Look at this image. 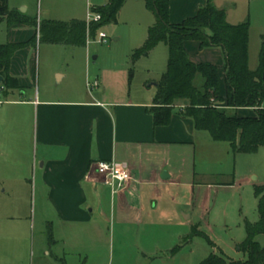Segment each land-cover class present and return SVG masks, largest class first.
<instances>
[{"label": "crops", "instance_id": "1", "mask_svg": "<svg viewBox=\"0 0 264 264\" xmlns=\"http://www.w3.org/2000/svg\"><path fill=\"white\" fill-rule=\"evenodd\" d=\"M131 2L127 0L120 12ZM134 2L142 6L141 1ZM206 2L171 0L170 22L179 24L195 16ZM213 2L217 8L225 10L229 23H250V67L255 24L252 0ZM88 14L85 19L72 18L70 21H87ZM41 21L36 20V26L16 24L9 27L8 42H27L34 36L37 40L19 50L12 59L11 74L19 79L23 89L6 93L2 88L0 91L1 96L6 93L12 97L4 102L16 126L14 137L24 136L25 120L31 119L33 123V131L29 130L31 135L27 133L32 142L30 153L35 152L32 162L39 166L35 180L46 207L45 221L51 228L44 244V264H53L52 261L69 264L66 251L69 246L75 258L70 264H89L91 257L99 259L95 260L99 263L102 256L106 257V251L100 249L114 241L115 227L120 233L133 237L138 255L144 257L151 254L150 241L158 246L160 240L167 238L172 258L191 242L193 226L198 225L204 231L212 226L211 218L217 210L224 214L232 211L238 190L264 185L257 166L245 155L248 153H235L229 142L217 141L209 131L198 130L194 119L185 115V103L174 107L168 124L155 125L151 108L157 90L149 89L151 86L157 88L164 72L159 78L151 79V86H147L146 80L133 90L132 79L127 85L125 76L112 68L92 72L87 52L85 66L73 64L64 70L58 68L54 71L58 85L48 81L43 89L39 84V91L34 92L37 55L32 47L40 42ZM263 36L264 26L259 32L261 43ZM139 39L135 38L137 43L132 44L131 51L146 41L138 42ZM185 47L193 62L212 63L218 67L220 91L226 97V59L222 48H203L198 40H187ZM159 51L169 57L165 42L159 43L146 57ZM152 69L153 66L147 68L148 72ZM91 78L98 82L97 87H89ZM62 84L65 86L60 87ZM237 114L239 117L257 115L253 107L238 108ZM99 161L122 164L130 170L131 179L123 188L114 191L98 173ZM212 242V252L218 254L219 248ZM242 242L234 244L239 255L243 253L239 248ZM175 248L178 252H173ZM222 255L228 261H237L226 253Z\"/></svg>", "mask_w": 264, "mask_h": 264}, {"label": "rangeland", "instance_id": "2", "mask_svg": "<svg viewBox=\"0 0 264 264\" xmlns=\"http://www.w3.org/2000/svg\"><path fill=\"white\" fill-rule=\"evenodd\" d=\"M132 1L123 12H119L117 23L103 25L96 38H90L85 47L44 42L33 46L32 51L37 55L33 91H39V84L43 89L48 81L58 85V77L54 75L58 68L64 70L73 64L85 66L87 52L92 72L112 68L125 76L127 85L132 79L133 90L146 80L147 86H151V79L159 78L160 74L166 71L168 54L161 55L159 51L133 63L134 50L131 51V46L137 43L135 38L140 37L141 41L139 39L138 42L143 43L150 24H153L157 17L145 6L144 0H138L142 6H139V2ZM108 2L109 0H9V8L24 12L38 22L43 19L68 22L72 18L85 19L94 5ZM252 7L255 24L251 35L250 67L256 69L261 47L259 32L260 27L264 26V0H252ZM9 27L6 19L0 20V44L8 42ZM99 32L107 35L105 42L99 41ZM150 66H153V69L148 72L147 68ZM89 81L94 82L92 78ZM64 86L65 84H62L60 87ZM149 90L156 91L157 88L151 86ZM11 98L6 93L0 97L3 104L5 103L0 106V264H44V244L50 237L51 228L45 221L46 207L40 198L39 185L35 180L39 166H34L32 162L35 152L30 153L32 142H29L27 133L31 135L33 123L31 119L25 120L22 125L24 136L14 137L16 126L8 114L9 106L4 102L5 99ZM262 104L264 106V100ZM245 155L252 159L258 168L259 176L264 180V147L254 154ZM227 202L229 203L228 200ZM233 204L232 211L227 214L217 210L211 218L212 226L204 231L211 241L217 244L218 254L226 253L236 260H244L247 256L243 253L239 255L234 244L236 241H244L246 221L254 223L259 219L258 198L254 186H245L244 189L238 190ZM50 217L54 218L52 214ZM257 239L261 246H264V233ZM152 244L150 241L148 247L151 254L148 257L140 256L133 237L122 231L120 233L118 227H115L114 241L108 244V247L100 249L102 252L106 251V257L102 256L99 263L95 261L97 258L91 257L89 264H201L207 254L213 251L212 245L203 236L192 237L191 242L177 251L178 253L175 252L176 255L172 258L169 257L168 250L171 245L167 238L160 240L158 246ZM66 251L69 252L67 260L70 264L75 259L71 254L73 249L69 246Z\"/></svg>", "mask_w": 264, "mask_h": 264}, {"label": "trees", "instance_id": "3", "mask_svg": "<svg viewBox=\"0 0 264 264\" xmlns=\"http://www.w3.org/2000/svg\"><path fill=\"white\" fill-rule=\"evenodd\" d=\"M126 1L109 0L104 5L93 6L91 11L102 15L98 22L42 20L39 40L49 44L85 47L89 38H96L103 25L118 22L119 12ZM170 1L144 0L157 20L149 28L144 44L132 53L135 63L161 42L169 47L167 70L157 82L154 106L151 108L155 125L168 124L174 107L183 102L186 104L185 115L194 119L198 130L209 131L217 141L229 142L235 153L257 152L264 146V36L258 67L252 70L249 67V22L229 23L225 10L217 8L213 0H207L195 16L173 24L169 19ZM2 19H6L9 26L37 25L36 20L11 10L8 0H0ZM36 40L37 36H34L27 42L0 44V75L3 76L0 89L3 88L4 92L23 89L19 79L11 74L12 59L19 50L35 44ZM187 40H198L203 48H222L226 59V97L220 91L218 67L212 63L193 62L185 47ZM242 107L256 108L257 115L239 117L237 109ZM254 190L258 198L259 219L254 223L246 222V238L239 244L246 259L228 261L224 255L212 252L202 264H264V246L257 239L264 233V185H255ZM195 236H203L210 245H214L198 225L193 226L191 232V238ZM177 250L175 248L173 252Z\"/></svg>", "mask_w": 264, "mask_h": 264}, {"label": "built area", "instance_id": "4", "mask_svg": "<svg viewBox=\"0 0 264 264\" xmlns=\"http://www.w3.org/2000/svg\"><path fill=\"white\" fill-rule=\"evenodd\" d=\"M102 18L100 13H95L90 10L88 14L87 22H98ZM99 41L105 42L107 35L104 32H99ZM90 88L98 86V82L88 84ZM2 91H0V96ZM2 101L0 100V105ZM96 169L100 175L104 177L105 184L109 185L114 191L123 188L131 179L130 170L116 161H99L96 165Z\"/></svg>", "mask_w": 264, "mask_h": 264}, {"label": "water", "instance_id": "5", "mask_svg": "<svg viewBox=\"0 0 264 264\" xmlns=\"http://www.w3.org/2000/svg\"><path fill=\"white\" fill-rule=\"evenodd\" d=\"M2 81H3V76L0 75V84L2 83Z\"/></svg>", "mask_w": 264, "mask_h": 264}]
</instances>
